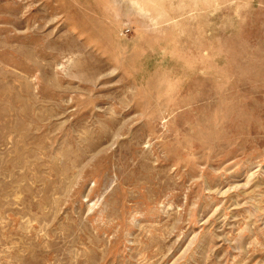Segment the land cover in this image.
<instances>
[{"label": "rangeland", "instance_id": "374dc122", "mask_svg": "<svg viewBox=\"0 0 264 264\" xmlns=\"http://www.w3.org/2000/svg\"><path fill=\"white\" fill-rule=\"evenodd\" d=\"M0 264H264V0H0Z\"/></svg>", "mask_w": 264, "mask_h": 264}]
</instances>
